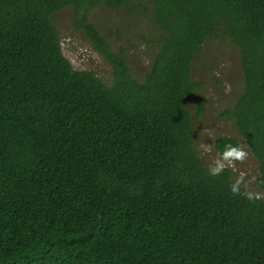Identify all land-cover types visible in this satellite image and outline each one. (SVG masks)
<instances>
[{
  "label": "trees",
  "instance_id": "obj_1",
  "mask_svg": "<svg viewBox=\"0 0 264 264\" xmlns=\"http://www.w3.org/2000/svg\"><path fill=\"white\" fill-rule=\"evenodd\" d=\"M69 7L107 50L91 10L153 20L149 68L119 50L110 86L76 70L53 21ZM219 33L244 76L223 115L264 190V0H0V264H264V201L194 146L193 63Z\"/></svg>",
  "mask_w": 264,
  "mask_h": 264
},
{
  "label": "rangeland",
  "instance_id": "obj_2",
  "mask_svg": "<svg viewBox=\"0 0 264 264\" xmlns=\"http://www.w3.org/2000/svg\"><path fill=\"white\" fill-rule=\"evenodd\" d=\"M134 15L127 7H98L90 11L89 22L105 40L108 50L99 47L89 37L87 30L77 24L73 7L56 13L53 21L60 35L62 51L73 67L95 73L110 86L113 69L107 55L109 52L124 50L132 73L139 75L142 70L149 68L157 50V42L163 35L153 20ZM192 78L201 84L189 104L194 119V146L197 153L210 169L217 160L222 161L215 146L216 141L225 136L238 139L248 157L242 163L236 161L225 168L233 170L236 183L264 201L258 161L235 128L234 120L223 115L235 105L244 89L237 47L221 33L209 38L193 63Z\"/></svg>",
  "mask_w": 264,
  "mask_h": 264
},
{
  "label": "clouds",
  "instance_id": "obj_3",
  "mask_svg": "<svg viewBox=\"0 0 264 264\" xmlns=\"http://www.w3.org/2000/svg\"><path fill=\"white\" fill-rule=\"evenodd\" d=\"M248 157V153L243 150L240 146H232V145H226L225 151L222 154V161L217 160L215 162V166L210 168V172L212 175H218L220 172L224 170V168L227 165H232L233 162L239 161L244 162ZM226 162V163H225ZM232 191L233 193H236L239 191V184H233L232 185ZM249 199H252V196L249 195Z\"/></svg>",
  "mask_w": 264,
  "mask_h": 264
}]
</instances>
